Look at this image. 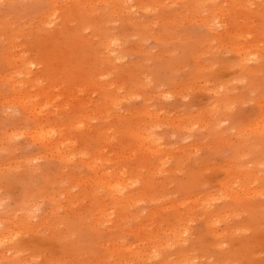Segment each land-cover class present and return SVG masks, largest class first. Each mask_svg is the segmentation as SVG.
Returning <instances> with one entry per match:
<instances>
[{
  "label": "rangeland",
  "instance_id": "obj_1",
  "mask_svg": "<svg viewBox=\"0 0 264 264\" xmlns=\"http://www.w3.org/2000/svg\"><path fill=\"white\" fill-rule=\"evenodd\" d=\"M0 264H264V0H0Z\"/></svg>",
  "mask_w": 264,
  "mask_h": 264
}]
</instances>
